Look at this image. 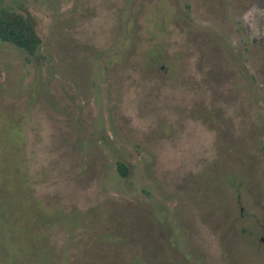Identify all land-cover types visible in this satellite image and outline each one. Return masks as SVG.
<instances>
[{
	"label": "rangeland",
	"instance_id": "rangeland-1",
	"mask_svg": "<svg viewBox=\"0 0 264 264\" xmlns=\"http://www.w3.org/2000/svg\"><path fill=\"white\" fill-rule=\"evenodd\" d=\"M0 7V264H264V0Z\"/></svg>",
	"mask_w": 264,
	"mask_h": 264
},
{
	"label": "trees",
	"instance_id": "trees-1",
	"mask_svg": "<svg viewBox=\"0 0 264 264\" xmlns=\"http://www.w3.org/2000/svg\"><path fill=\"white\" fill-rule=\"evenodd\" d=\"M0 41L8 42L30 55H35L42 44L37 31V22L26 9L0 7ZM116 170L122 177L129 175V167L122 161L116 162Z\"/></svg>",
	"mask_w": 264,
	"mask_h": 264
}]
</instances>
